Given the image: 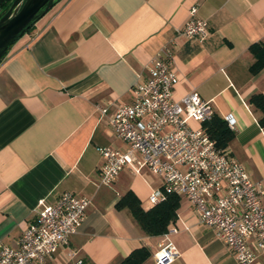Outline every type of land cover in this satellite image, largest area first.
Returning <instances> with one entry per match:
<instances>
[{
    "label": "crops",
    "instance_id": "0c3cea01",
    "mask_svg": "<svg viewBox=\"0 0 264 264\" xmlns=\"http://www.w3.org/2000/svg\"><path fill=\"white\" fill-rule=\"evenodd\" d=\"M193 7L210 25L201 41L177 35ZM261 43L264 0H61L0 65V244L17 248L40 204L73 193L91 200L87 218L45 264H121L144 247L151 253L144 264H155L164 235L148 236L118 204L132 192L152 209L149 197L161 180L128 167L112 187L102 183L100 149L125 151L128 144L100 108L112 114L131 105L134 86L166 47L179 77L174 98L197 92L234 123L227 148L264 190L263 114L250 103L264 96V68L252 71L251 47ZM179 198L172 264H239ZM254 264H264V253Z\"/></svg>",
    "mask_w": 264,
    "mask_h": 264
},
{
    "label": "built area",
    "instance_id": "2783aa9c",
    "mask_svg": "<svg viewBox=\"0 0 264 264\" xmlns=\"http://www.w3.org/2000/svg\"><path fill=\"white\" fill-rule=\"evenodd\" d=\"M197 13L198 8L193 7L190 20L177 30L179 38L201 41L208 36L209 22ZM173 56V49L166 47L149 63L146 78L134 86L131 105L117 107L112 114L100 108L117 138L128 144L125 151L100 149L104 159L101 181L112 187L126 168L143 177L146 169L161 180L149 197L152 205L164 202L169 195L187 198L199 223L215 232L239 264H254L264 253V190L231 151L218 149L205 131L204 123L215 114L212 102L197 92L174 98L179 77ZM228 124L234 129L233 122L228 120ZM90 205L91 200L73 193L62 194L54 205L40 204L18 247L0 244V264H45L69 246ZM174 233L177 229L172 227L164 235L154 255L155 264H172L178 259L179 252L170 239ZM69 257L75 259L77 252L70 251Z\"/></svg>",
    "mask_w": 264,
    "mask_h": 264
},
{
    "label": "trees",
    "instance_id": "16d2710c",
    "mask_svg": "<svg viewBox=\"0 0 264 264\" xmlns=\"http://www.w3.org/2000/svg\"><path fill=\"white\" fill-rule=\"evenodd\" d=\"M14 1L0 0V18L8 12ZM60 1L57 0L56 5ZM34 27L35 25L27 33L31 32ZM12 47L0 60V65L6 59ZM251 53L255 58L252 71L258 73L264 68V43L253 45ZM250 103L262 112L263 116L260 118V124L264 127V96L261 94L254 95ZM203 127L216 142L218 149L227 148L234 138V133L228 127V123L216 114H214L212 120L204 123ZM118 206L120 208H128L137 224L148 236H161L168 233L172 228V224L176 221L180 198L177 195H169L164 202L146 211L137 197L132 192H129L122 198ZM150 256L151 253L147 248L136 249L121 264H144Z\"/></svg>",
    "mask_w": 264,
    "mask_h": 264
},
{
    "label": "water",
    "instance_id": "95a60500",
    "mask_svg": "<svg viewBox=\"0 0 264 264\" xmlns=\"http://www.w3.org/2000/svg\"><path fill=\"white\" fill-rule=\"evenodd\" d=\"M57 0H15L0 18V60L5 53L46 16Z\"/></svg>",
    "mask_w": 264,
    "mask_h": 264
}]
</instances>
